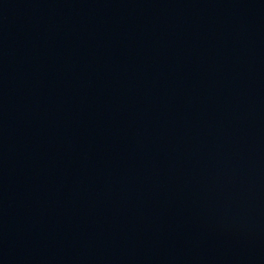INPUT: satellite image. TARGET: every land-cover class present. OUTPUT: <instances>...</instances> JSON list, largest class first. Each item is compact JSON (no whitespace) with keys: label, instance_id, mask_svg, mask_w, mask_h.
Returning a JSON list of instances; mask_svg holds the SVG:
<instances>
[{"label":"water","instance_id":"water-1","mask_svg":"<svg viewBox=\"0 0 264 264\" xmlns=\"http://www.w3.org/2000/svg\"><path fill=\"white\" fill-rule=\"evenodd\" d=\"M0 264H264V0H0Z\"/></svg>","mask_w":264,"mask_h":264}]
</instances>
